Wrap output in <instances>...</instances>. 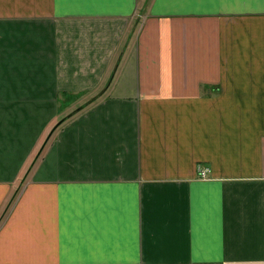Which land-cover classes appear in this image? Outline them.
<instances>
[{
  "label": "crops",
  "instance_id": "obj_1",
  "mask_svg": "<svg viewBox=\"0 0 264 264\" xmlns=\"http://www.w3.org/2000/svg\"><path fill=\"white\" fill-rule=\"evenodd\" d=\"M0 264H264V0H0Z\"/></svg>",
  "mask_w": 264,
  "mask_h": 264
},
{
  "label": "trees",
  "instance_id": "obj_2",
  "mask_svg": "<svg viewBox=\"0 0 264 264\" xmlns=\"http://www.w3.org/2000/svg\"><path fill=\"white\" fill-rule=\"evenodd\" d=\"M107 84H108V82H106L105 86H106ZM105 86H104V87H105ZM64 119H65V118H63L61 121H59V122L56 124V126H57L60 122H62ZM56 126H55V127H56ZM53 130H54V128H52L51 133H52ZM39 151H40V149L37 151V153L35 154L34 157H37V156L40 154Z\"/></svg>",
  "mask_w": 264,
  "mask_h": 264
},
{
  "label": "built area",
  "instance_id": "obj_3",
  "mask_svg": "<svg viewBox=\"0 0 264 264\" xmlns=\"http://www.w3.org/2000/svg\"><path fill=\"white\" fill-rule=\"evenodd\" d=\"M199 174L201 177H205V169H200Z\"/></svg>",
  "mask_w": 264,
  "mask_h": 264
}]
</instances>
